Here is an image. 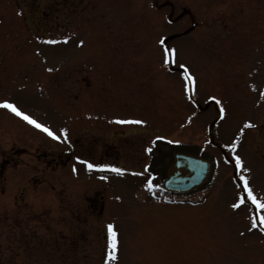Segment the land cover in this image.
Listing matches in <instances>:
<instances>
[{
	"label": "rangeland",
	"instance_id": "rangeland-1",
	"mask_svg": "<svg viewBox=\"0 0 264 264\" xmlns=\"http://www.w3.org/2000/svg\"><path fill=\"white\" fill-rule=\"evenodd\" d=\"M62 36L67 43H46ZM160 36L175 63L164 65ZM181 64L196 77L194 94ZM262 92L264 0H0V99L61 136L0 107V264H105L109 223L118 245L108 264H264L252 205L231 207L241 174L264 196ZM149 144L157 172L177 150L213 156L204 196L142 190L147 176L133 170ZM99 159L124 174L82 163Z\"/></svg>",
	"mask_w": 264,
	"mask_h": 264
},
{
	"label": "snow or ice",
	"instance_id": "snow-or-ice-1",
	"mask_svg": "<svg viewBox=\"0 0 264 264\" xmlns=\"http://www.w3.org/2000/svg\"><path fill=\"white\" fill-rule=\"evenodd\" d=\"M39 39V38H38ZM69 40L68 36H62L59 40L55 39H48L46 43L49 44H58L61 42L67 43ZM80 44H83L84 41L81 40L79 41ZM157 43L161 46L163 49V63L164 65H168L170 63H175V55H176V49L169 45L167 43V38L165 36H160ZM39 51V49H37ZM179 67L183 70L181 73V76L184 80V90L186 93H195L196 91V77L189 71L188 66L186 64H181ZM51 71V69H49ZM264 95V92L261 93ZM188 98L191 100L192 96L189 95ZM210 100L215 101L219 105V113L223 117L225 115V108L221 101L216 97V96H210ZM0 107L7 108L11 110L13 113H15L17 116L21 117L23 120L27 121L29 124L34 125L36 128L41 129L43 132L47 133L48 136L52 137L55 140H61V136L57 135L55 131L52 130L51 127L48 125L41 123L39 120L34 118L32 115H29L27 112L21 110L20 107L17 106L15 102H13L10 99H0ZM119 123H135V124H143L145 121L143 120H134V119H128V120H123L116 118ZM245 127H255L251 123V121H246L245 122ZM61 133H67V129H60L59 130ZM244 128L240 129V133H243ZM65 140H67V135H64L63 137ZM159 139H163V137H159ZM172 143H179V141H172ZM226 148L235 150L237 147V143L233 142L231 144L225 145ZM146 151L151 152L152 148L149 147L146 149ZM233 158L235 160V166L238 171L240 172H248L249 170L244 167V162L241 159L239 155L233 151ZM76 159L79 161L81 158L79 156L76 157ZM82 163H84L89 170L92 169H102V170H109L115 173H119L121 175L124 174L125 169L121 167H117L114 164L110 163H92L89 162L88 160H83ZM148 166L145 165V168ZM73 171H76L75 166H73ZM137 175H143V173H136ZM102 179L107 180L108 177L104 176ZM239 181L241 183L237 184V188L240 189L236 193L235 197V203L231 205L233 209H238L242 205H246L250 203L254 209V211L250 212V217H251V226L252 228H259L260 231L264 232V196H259L257 195L253 188L251 187L249 183V177L247 175H239L238 177ZM144 187L149 189L150 191L153 188L159 187V185H154L152 178L150 177L147 182L144 184ZM119 199V197H117ZM108 229V234H109V247L111 251L108 252L107 254V260L105 264H108L109 260H115L117 258V245H118V240H117V232L115 230V227L112 223H109L107 225ZM243 235V233H241Z\"/></svg>",
	"mask_w": 264,
	"mask_h": 264
},
{
	"label": "flooded vegetation",
	"instance_id": "flooded-vegetation-1",
	"mask_svg": "<svg viewBox=\"0 0 264 264\" xmlns=\"http://www.w3.org/2000/svg\"><path fill=\"white\" fill-rule=\"evenodd\" d=\"M262 116H263V118H261L262 120H260V122L258 123L259 125L257 126L258 128H262L261 129V131L264 133V108H262ZM99 137H96L95 139H94V145H96L97 143H99V142H101L100 141V139H98ZM87 142H85V144H86ZM121 144V143H120ZM112 145H114V143H108V145H106V147L105 148H108V149H114V147H116V146H112ZM122 145H125V144H122ZM104 146V145H103ZM121 146V145H120ZM119 146V147H120ZM127 146V145H126ZM105 148H103V152L105 153V154H109V153H107V151H106V149ZM132 149H133V147H131ZM148 148V146L147 145H144L143 146V150H142V153H141V156L139 157V161L137 162V163H139V165L141 166V168L142 169H140L141 170V172H144V173H146V174H148V172L149 171H155V168L154 169H151V167L149 166V162L147 161V159H148V151H146V149ZM133 151H135V149H133ZM63 156H65V158H67L68 156H67V154H58L57 155V159L58 160H62V158H63ZM116 155L114 154V161H113V163L115 164L116 163ZM63 161V160H62ZM144 161V162H143ZM6 162H8V159H6V158H3V163L5 164ZM99 162H101V163H104V161H103V159H99ZM175 160L173 159V157H171V159H170V161H168V163H167V165H166V167L163 169V171H160V172H158V173H156V174H154V176L152 177V179L153 180H158V178H156L159 174H167L168 172H171V173H173L175 170H177V166L175 165ZM145 165H147L148 167L147 168H145ZM138 171V170H137ZM157 171H159V167H157L156 168V172ZM182 173L184 174V173H188L189 175H190V172H188V170H185V169H183V171H182ZM135 176H139V175H137V174H135ZM156 176V177H155ZM149 177H151V176H149ZM201 188V185L200 186H198V187H196V188H194L193 189V191H198V189H200ZM101 194H99L98 195V200H99V202H100V204H99V206H98V211L100 212V207H102L101 205H102V202H101Z\"/></svg>",
	"mask_w": 264,
	"mask_h": 264
},
{
	"label": "water",
	"instance_id": "water-1",
	"mask_svg": "<svg viewBox=\"0 0 264 264\" xmlns=\"http://www.w3.org/2000/svg\"><path fill=\"white\" fill-rule=\"evenodd\" d=\"M190 162H196L197 163V161L195 160H192V161H190ZM198 164V163H197ZM196 166H192L191 168H195ZM203 172V171H202ZM201 171H199V173H200V176H198L199 174L197 173V171H196V176H198V177H196V179H192L191 181H190V183L189 184H187V185H184L183 186V188H185V187H188V186H190V185H192V184H194V183H196V182H199L200 180H201V178L203 177V173H202ZM170 187H171V185H170Z\"/></svg>",
	"mask_w": 264,
	"mask_h": 264
}]
</instances>
